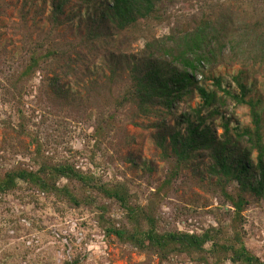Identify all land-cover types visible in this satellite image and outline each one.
<instances>
[{
  "label": "trees",
  "instance_id": "1",
  "mask_svg": "<svg viewBox=\"0 0 264 264\" xmlns=\"http://www.w3.org/2000/svg\"><path fill=\"white\" fill-rule=\"evenodd\" d=\"M172 1L40 0L36 5L33 0H23L12 30H24L17 55L26 51L29 58L16 74L17 79H6L19 92L43 63L47 68L40 69L46 74L45 94L51 104L47 108L60 121L94 118L96 148L104 140L111 144L118 139L116 118L122 116L133 124L141 118H154L148 123L154 128L152 142L163 159L172 161V168L155 187L152 200L146 205L133 204L127 186L130 181L105 182L73 162H54L42 153L45 143L37 136H31L35 165L19 160L1 171L0 194L14 192L21 182L41 193L56 194L74 208H97L98 222L108 238L148 256L155 255L160 262L182 254L204 260L208 251L217 263L231 254L233 262L264 264L244 249L239 230L228 244L221 242L219 228L210 227L201 233L159 230L155 217L158 200L183 169L204 170L209 177L206 185L217 189L233 207L234 227L243 224L241 213L248 205V196L264 199V101L250 96L255 89V74L264 73V0H228L225 13L201 6L193 20L180 22L160 38L148 35L138 47V35L162 21L166 3ZM248 11L259 15L250 21L245 14ZM30 20L32 26L28 27ZM42 20L45 26L40 27L38 22ZM228 63L240 66L230 81L213 78L210 89L204 81H197V73L207 78V67ZM194 96L200 99L195 107L173 113L177 104ZM231 106L248 107L249 126L231 127L235 119ZM168 117L173 118L172 123L167 122ZM20 119V130L16 137L4 139L5 148L28 149L20 140L28 121L22 111ZM218 119L220 134L213 126ZM138 160L142 173L154 170L152 160ZM123 161L137 168L132 153ZM204 174L196 173L200 182ZM59 179L66 180L61 188ZM101 200L123 209L125 222L111 221L106 216L107 204H101Z\"/></svg>",
  "mask_w": 264,
  "mask_h": 264
},
{
  "label": "rangeland",
  "instance_id": "2",
  "mask_svg": "<svg viewBox=\"0 0 264 264\" xmlns=\"http://www.w3.org/2000/svg\"><path fill=\"white\" fill-rule=\"evenodd\" d=\"M22 1L0 0V173L13 167L19 160L34 166L36 158L32 154L34 145L31 136H37L40 142L45 143L42 153L51 156L54 162L64 159L73 162L83 171H89L105 182L130 181L127 186L131 202L148 204L155 187L172 168V161L163 159L152 142L154 128L148 123H153L154 118H141L137 121L138 124L127 122L122 116L116 118L118 139L111 144L104 140L96 148L93 136L94 118H66L65 121H60V118L52 115L53 110L47 108L51 104L45 94L46 83L43 79L46 74L40 69L46 67L43 63L36 68L21 91H14L13 86L6 82L7 77L17 79L16 74H19L29 58L26 51L19 57L17 55L23 45L18 41L24 30H12L13 24L18 21ZM33 1L36 5L40 3V0ZM166 4L167 13L163 20L144 28V33L138 35V47L143 46L148 35L150 38H160L168 34L173 26L180 25V22L193 20L192 17L199 13L201 6L225 13L228 0H173ZM245 14L250 21H254L259 15L254 16L251 11ZM26 25L32 26V20ZM38 25L45 26L44 21H39ZM239 69L237 64H218L212 68L207 67L206 79L200 73H197L196 79L200 83L204 81L205 87L210 89L213 78L221 77L230 81ZM255 75V89L250 96L264 101V73ZM12 93L16 96L13 97ZM186 99L177 104L174 114L178 115L200 102L195 96ZM95 106L101 109L99 103L95 102ZM21 111L28 121H25L26 133L20 135V140H23L28 149L18 146L15 149L5 148L4 139L16 137V131L20 130ZM230 111L235 115V119L230 122L231 127L236 124L241 128L250 125L248 107L231 106ZM172 119L168 117L167 122L172 123ZM220 123L221 120L218 119L213 124L217 134L222 131L217 126ZM146 124L148 126L145 127ZM50 135L53 136L48 139ZM128 153H132L137 168L132 169L123 161ZM138 159L152 160L154 170L150 174L142 173V166L137 164L140 163ZM203 171H193L192 167L181 170L171 182L168 192L161 193L162 197L155 209L159 230L201 233L210 227L219 228L222 230L221 242L226 244L240 231L244 249L264 263V199L248 196V205L241 213L243 224L234 227L231 218L233 207L217 189L212 190L206 185L209 177ZM196 173L205 175L203 182L197 179ZM65 184L66 180H58V188ZM19 187L12 193L0 194V264H63L75 259H78L79 264H243L231 261V254L223 262L217 263L208 251L204 253V260L182 254L172 255L168 260L160 262L155 255L148 256L130 245L118 243L113 237L108 238L98 222L100 211L97 208H74L56 194L41 193L21 182ZM100 203L107 204L106 216L111 221L125 222L123 209L106 200H101ZM186 208L193 211L189 213Z\"/></svg>",
  "mask_w": 264,
  "mask_h": 264
}]
</instances>
